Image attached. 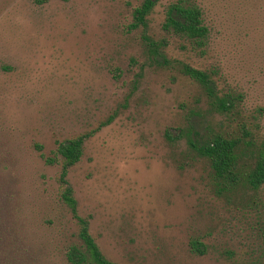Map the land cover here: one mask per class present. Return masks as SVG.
Returning <instances> with one entry per match:
<instances>
[{"label":"rangeland","instance_id":"374dc122","mask_svg":"<svg viewBox=\"0 0 264 264\" xmlns=\"http://www.w3.org/2000/svg\"><path fill=\"white\" fill-rule=\"evenodd\" d=\"M170 1L157 0L143 29L131 26L142 0H0V264H65L53 247L75 241L78 223L60 198L56 149L79 136L83 152L66 179L107 258L264 261V185L216 192L205 163L165 135L190 108L206 109L179 62L214 70L248 113L264 105V0H195L209 31L202 48L162 28ZM144 36L164 41L169 64L148 53ZM58 212L59 236L43 221Z\"/></svg>","mask_w":264,"mask_h":264},{"label":"trees","instance_id":"16d2710c","mask_svg":"<svg viewBox=\"0 0 264 264\" xmlns=\"http://www.w3.org/2000/svg\"><path fill=\"white\" fill-rule=\"evenodd\" d=\"M157 0H142L132 10L133 27L147 26V15ZM162 28L165 31L186 39L192 45L202 48L206 45L209 31L204 23L202 8L195 0H171L165 9ZM146 49L155 59L169 64L163 54L164 41H155L144 36ZM180 71L195 81L205 99L206 109L193 107L184 116L185 123L174 129L176 133L165 130V135L171 140L182 139L187 148V154L194 160H202L208 168L211 185L216 192L234 194L237 190L247 193H258L264 185V134L259 131V121L264 115V105H259L248 113L242 105L245 96L230 86L220 88L213 77L215 71L202 70L187 63L179 62ZM210 117V119H209ZM211 117H217L212 124ZM84 138L59 141L56 153L62 161L60 181L63 189L60 198L67 206L71 215L78 223L77 239L67 241L62 245L55 243L53 249L60 251L65 264H118L101 251L89 229V220L78 214L77 200L73 189L66 179L68 168L77 163L83 152ZM38 150L42 146L35 145ZM51 160V159H48ZM62 214L54 218H45L48 227L57 229L61 235L60 221ZM260 236L263 239L264 230ZM190 248L197 253H204L203 243L197 239L189 242ZM0 254H3L0 250ZM264 259V256H262ZM264 264V261L261 262Z\"/></svg>","mask_w":264,"mask_h":264}]
</instances>
